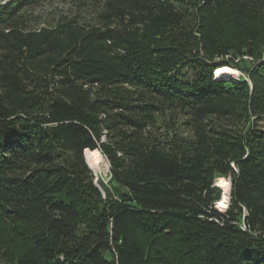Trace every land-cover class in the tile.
Here are the masks:
<instances>
[{"label":"trees","instance_id":"obj_1","mask_svg":"<svg viewBox=\"0 0 264 264\" xmlns=\"http://www.w3.org/2000/svg\"><path fill=\"white\" fill-rule=\"evenodd\" d=\"M42 1L0 6V264H264V0H102L95 25L22 29ZM173 106L186 147L154 129Z\"/></svg>","mask_w":264,"mask_h":264},{"label":"rangeland","instance_id":"obj_2","mask_svg":"<svg viewBox=\"0 0 264 264\" xmlns=\"http://www.w3.org/2000/svg\"><path fill=\"white\" fill-rule=\"evenodd\" d=\"M11 1L0 0V6L8 4ZM101 3L102 0H44L40 4L28 7L21 12L19 15L20 27L24 30L41 31L42 29L54 28L71 19L78 20L81 25L86 27L95 25L98 23V12L101 8ZM214 60L220 63L228 60V58L216 57ZM182 70L181 72L186 76L185 78L193 79L195 74L190 66H186ZM238 76L246 77V74L240 71ZM238 76H234V78H238ZM156 118L154 127L156 135H159L161 138H169L170 140L179 139L178 145L183 147H186L188 142L192 141L193 134L190 122L188 121L189 117L186 113L181 112L179 108L173 106L170 110L161 112ZM211 121L215 123V126L227 131L237 132L243 127V121L239 117L225 120L214 118ZM103 157L105 160L104 169L97 171L89 165L84 152L86 164L94 175V182L102 191L104 190L103 185L109 189L113 188L111 166L106 157L104 155ZM218 181L224 183V186L219 184L217 186L222 191L221 200L226 196L228 202L226 208L228 209L231 201L232 178L231 176H222L217 178V183ZM226 192L227 194L224 195ZM216 208L221 212L227 210L226 208L222 210L217 204Z\"/></svg>","mask_w":264,"mask_h":264},{"label":"bare ground","instance_id":"obj_3","mask_svg":"<svg viewBox=\"0 0 264 264\" xmlns=\"http://www.w3.org/2000/svg\"><path fill=\"white\" fill-rule=\"evenodd\" d=\"M215 73L221 79V78H228V77H234V76L236 77L240 74V71L237 69L226 66V67L218 69ZM104 164H105L104 157H98L95 159V161L91 167L97 171L103 170ZM217 184L222 185L220 181H218ZM222 186H224V185H222ZM226 194H227V192L224 195H226ZM219 205L224 207V208H226L228 206L226 196H224V198L219 201Z\"/></svg>","mask_w":264,"mask_h":264}]
</instances>
